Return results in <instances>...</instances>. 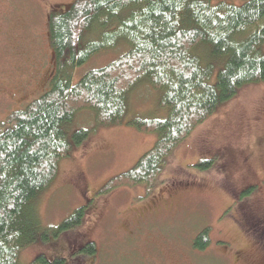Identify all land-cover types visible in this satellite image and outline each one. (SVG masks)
I'll return each mask as SVG.
<instances>
[{
	"label": "rangeland",
	"instance_id": "obj_1",
	"mask_svg": "<svg viewBox=\"0 0 264 264\" xmlns=\"http://www.w3.org/2000/svg\"><path fill=\"white\" fill-rule=\"evenodd\" d=\"M72 1L0 0V120L23 108L52 76L48 16ZM113 56L94 55L76 67L74 80ZM131 91L125 120L165 116L157 90L142 84ZM88 119L85 112L77 115L79 123ZM155 140V133L123 121L100 125L73 146L31 204L38 233L18 252L17 264L39 254L62 257L64 264H264L258 219H264V80L239 87L196 124L165 157L148 190L139 182L97 193ZM82 205L77 227L51 235ZM202 228L208 229V245L194 249L192 239ZM44 232L50 234L47 241L40 237ZM87 241L95 243L94 255L77 252Z\"/></svg>",
	"mask_w": 264,
	"mask_h": 264
},
{
	"label": "trees",
	"instance_id": "obj_2",
	"mask_svg": "<svg viewBox=\"0 0 264 264\" xmlns=\"http://www.w3.org/2000/svg\"><path fill=\"white\" fill-rule=\"evenodd\" d=\"M47 31L52 76L36 97L0 120V264H17L18 252L36 238L31 204L59 160L98 126L124 121L156 140L97 193L139 182L148 190L165 157L196 124L239 87L264 80V0H73L49 14ZM107 51L112 60L74 80L76 67ZM142 84L158 91L166 114L125 120L128 96ZM83 112L89 119L79 123ZM84 207L73 209L51 235L77 227ZM207 230L194 235V249L208 245ZM40 237L47 241L50 234ZM77 252L94 255L95 243ZM26 264H64V258L39 254Z\"/></svg>",
	"mask_w": 264,
	"mask_h": 264
},
{
	"label": "flooded vegetation",
	"instance_id": "obj_3",
	"mask_svg": "<svg viewBox=\"0 0 264 264\" xmlns=\"http://www.w3.org/2000/svg\"><path fill=\"white\" fill-rule=\"evenodd\" d=\"M245 185H247V184H245ZM144 212V211H143ZM259 219V221H261L262 222V225L264 226V219H261V218H258ZM263 229H264V227H263ZM263 235H264V233H263ZM264 238V237H263ZM263 242H264V240H263Z\"/></svg>",
	"mask_w": 264,
	"mask_h": 264
}]
</instances>
